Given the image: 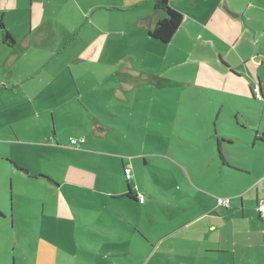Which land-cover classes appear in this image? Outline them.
I'll return each instance as SVG.
<instances>
[{"label": "rangeland", "instance_id": "obj_1", "mask_svg": "<svg viewBox=\"0 0 264 264\" xmlns=\"http://www.w3.org/2000/svg\"><path fill=\"white\" fill-rule=\"evenodd\" d=\"M39 1L46 0H34V3ZM231 1L239 7L252 4V0ZM97 2L46 1L49 17L42 15V20L51 27L48 35L51 39L43 45L44 52L32 48L31 69H37L38 74L30 75L16 88L14 98L16 102L22 99L23 85L33 96L31 102H25L21 108L15 104L12 114L14 119L22 113L29 114L31 142L42 138L44 132L49 134L41 139L45 141L44 148L34 147V143L24 147H29L32 166L55 172L62 186L56 190L19 175L14 176L13 181L5 179L4 182L3 178L5 196L0 208L5 218L0 220V264H145L150 259L149 264H176L173 262L176 254L182 260L190 257L191 264H197L188 252L189 242L198 243L203 239L200 232L216 223L222 226V246L232 248L248 226L261 227V223L248 216L254 206L255 189L243 195L242 207L247 215L244 219L239 215L240 199L227 217L225 205L218 209L222 215L217 217L220 222L211 221L214 217L195 220L213 201L212 192L225 196L223 189L228 181L223 180L224 186H219L215 159V153L219 157L217 139L210 144L201 129L209 116L212 125L207 133H215L217 114H209L212 108L203 95L199 97L198 92L185 86L186 82H179L182 72L189 71L193 63L173 64L171 59H157L152 49L159 48L148 42V51L145 49L142 54L135 51L131 59V46L143 50L128 38L121 48L113 44V40L104 47V38L118 37L110 33L116 31L113 18L116 16L104 9L92 8ZM27 12L25 9L19 19L24 20ZM38 13L34 12L35 23ZM12 16L13 20L18 19L17 12ZM232 17L221 11L218 19L222 28L235 32L240 24ZM7 20L10 22L11 18ZM24 28L27 29L26 26L15 29L16 33L22 34ZM223 36L228 38L230 32ZM184 43L181 35L172 39L170 58L180 55ZM157 68L165 77L159 82L150 75L153 71L157 73ZM136 69L144 71L146 76L142 79L132 76L130 70ZM18 77L16 75L17 85L20 84ZM39 91L42 95L37 93ZM248 101L258 103L252 97ZM254 108L252 117L259 114V109ZM257 123L247 122L249 127H255L253 132L247 133L249 136L256 133ZM92 125H97L98 130ZM39 128L35 135L34 129ZM103 128L105 133H101ZM238 131L243 130L239 127L233 130V135L237 136ZM70 135L78 139L77 136L85 135L86 141L82 146H71ZM56 143L61 144V148L50 147ZM5 148L11 151V146ZM40 152L44 153L45 160L40 158ZM122 159L133 162L132 173L130 166H125L123 171ZM71 163L77 164L79 170L70 169ZM236 164L238 169L246 170L242 168L246 166L243 161L237 160ZM125 168H129L130 177H125ZM126 178H132L136 192L146 197L145 203L119 197L112 205L111 197L122 195L120 183H127ZM186 180H191L192 196L200 202L194 208L186 205L187 200L182 205L176 204L184 201ZM10 187L11 196L6 193ZM64 196L70 197L72 204L66 201V205ZM218 198L216 195L214 201L219 202ZM59 200L69 208L66 216L59 213ZM136 226L150 244L133 233ZM184 226L186 231L159 243L161 238ZM260 230L264 232L263 228ZM119 231H127L130 236L125 237ZM153 245H159L158 251L151 254L149 249ZM124 248L131 251L127 254L113 252ZM206 250L212 249L208 246L197 251V260L200 255L202 258L213 256ZM208 262L215 264V261Z\"/></svg>", "mask_w": 264, "mask_h": 264}, {"label": "crops", "instance_id": "obj_2", "mask_svg": "<svg viewBox=\"0 0 264 264\" xmlns=\"http://www.w3.org/2000/svg\"><path fill=\"white\" fill-rule=\"evenodd\" d=\"M46 1H39L38 4H35L34 0H0V206L3 205L5 196L3 178L4 182L5 179L6 181L9 179L13 181L14 176L19 175L26 179L43 182L56 190H59L62 186L55 172L37 170L32 166L28 158L29 147L28 149L24 147L25 145L31 146L30 144L34 143V147L44 148L45 141L41 142V139L48 137L47 135L49 134L44 132L42 138H37L36 141L31 142L29 137L31 136L32 127H30L29 114L25 115L22 113L18 115V119H14L12 114L15 104H17L18 108H21V105H24L25 102L30 103V98L33 96L30 89L23 85L22 99L16 102L14 98L16 88H19L24 81L29 79L30 75L37 76L38 74L37 69H33V71L31 69L30 52L32 48L43 51V45L51 39L48 36L51 34V27L42 20V15L44 18L49 17L47 15L49 10L46 7ZM106 2L108 3L106 4ZM154 3V0H98L96 5L92 4V8H101L105 12H109L110 15L113 13L116 16H112L115 18L114 23L116 26L114 28L116 31L110 33L116 34L118 36L117 39L108 37L105 40L104 38L102 43L106 47L114 41L113 44L118 45L119 48L127 43V38L128 41L132 40L136 45L138 43L143 51L129 43L133 45L129 49L132 55L131 59H133L135 51L139 54L146 52L145 49L148 51V46L146 45V42H148L159 48L152 49L155 52L153 55L156 54L157 59L161 58L162 61L171 59L173 64L193 63L189 66V71L182 72L181 81L179 82H186L185 86L190 87L194 92H198L199 97L203 95L212 108L209 114L213 115L215 112L217 114L216 131L212 134L213 139L212 135L207 133V130L212 125L209 116L206 117V121L201 128L206 135L207 142L211 144L212 140L222 136L221 138L224 139L219 145L217 144L218 149L221 151H233L235 154L228 155L223 153L222 155L225 159V162H223L215 153L219 168L216 173V178L220 182L219 186H224L222 185L223 180L228 181L227 186L223 189L225 196H222L217 191L212 192L213 201L209 205H204L203 211L199 213L195 220L214 217L211 218V221H221V219H217V217H222L218 209L225 206L220 205L218 201H214L216 195L219 198H227L230 201V207H225L226 217L231 214L240 199L241 205H239V208L241 211L239 215L241 218L247 217L245 211H243L242 198L246 192H251L255 189L254 206L250 208L248 216L252 220H256L255 222L261 223V227L251 224L247 230H243L242 238L236 240L232 248L222 246V230L220 229L222 226H219L218 223L211 224L208 229L200 232L203 237L202 240L198 243L189 242L188 252L191 260H194L197 264H207L208 260L215 261V264H264V232L260 230V228L264 229V212L260 213L257 210L258 202L264 199V101L256 98L257 104L248 101L253 96L252 90L256 84L260 85L264 95V0L257 2L252 0L251 5L247 3L241 7L231 0H170L169 3L172 8L183 15V23L173 38L181 35L185 40L183 47L180 49V55L173 58H170V42L172 40L164 44L149 35V32L157 26L158 22L166 17L164 11L155 8ZM25 9L28 12L24 20L19 19L25 13ZM221 11L227 12L229 16L232 15L233 20L239 22V28H236L235 32H232L230 28H222L218 19ZM15 12L18 13L16 21L12 18ZM34 12H40L37 14V23L34 22ZM9 17L11 18L10 22L7 20ZM22 26H26L27 29H22V34L16 33L15 29H20ZM77 27L78 25L75 24L74 29ZM229 32L230 36H227L228 38L223 36L224 33L227 35ZM116 45L115 48L117 47ZM232 54H235V56ZM125 59H128V57ZM158 70L159 68H157V73L152 70L153 72L150 74L152 79L154 81L157 80V82L165 78ZM130 74L141 79L146 76L145 72L139 69L130 70ZM3 75L4 78H2ZM16 75H19L17 80L20 84L18 85L15 84ZM49 83L52 85V79ZM37 93L42 95V91ZM250 106L259 109L258 116L252 117L255 108L253 107L251 111L249 109ZM248 121L249 123L258 121L256 133H252V136L247 133L253 132L255 127H249ZM91 127L95 131L98 130L97 125H92ZM239 127L243 131H238L237 136H241L244 139L246 142L245 146L240 145L236 136L233 135V130ZM34 130L36 135L40 128ZM43 130L45 131V128ZM101 131V133H105L106 129L103 128ZM54 135L58 139V135L55 132ZM77 137L79 139L84 138V141L76 144L82 146L81 143L86 141L85 135ZM71 138L76 137L70 135L69 144L76 146L71 144ZM6 146H11L10 152L6 150ZM20 146H22V149ZM50 147L58 149L61 148V144L56 143ZM211 147L210 150L212 151ZM40 158L45 160L44 153L40 152ZM237 160L244 162L246 166H242V168L246 170L235 167ZM121 162L123 171L125 166H130L131 173L133 172V162H125L124 159ZM227 165L238 170L229 169ZM78 167L74 163L70 165V169L77 171L79 170ZM41 174L49 175L53 178V181L40 177L39 175ZM81 183L89 185L84 182ZM190 183L191 180H186V188H184L182 195L184 201H177L176 204L182 205L187 200L186 205L194 208L200 202L192 196ZM120 186L121 188L123 187V190H121L122 195L111 197L110 202L113 206V202L119 197H124L133 203L146 202V197L142 193L136 192L132 178L127 183H120ZM128 192H132V194L129 195ZM6 193L11 196V187ZM139 195L144 197L143 202L139 200ZM11 201L12 198H10L9 207L11 206ZM63 201L72 204L73 200L64 196ZM58 204L59 213L62 216H66L69 213L68 206L65 208L61 200H59ZM123 211L125 212L126 209H123ZM3 214L4 211L0 208V220L5 218ZM186 230L187 227L185 226L179 230L177 229L169 236L161 238L159 243L163 244L168 238L171 239ZM119 233L125 237L130 236L127 231H119ZM133 233H137L144 243H151L137 226L133 229ZM215 241H217V244H215ZM158 246L155 247L153 245L149 249L151 254L158 251ZM208 246L212 250H206V253L213 256L202 258L200 255L197 260V251L206 249ZM130 251L131 249L124 248L122 250L116 249L113 252L127 254ZM187 260H182L177 254L173 258V262L176 264H191L190 257ZM150 261L151 259L145 264H149ZM117 263L120 264V262Z\"/></svg>", "mask_w": 264, "mask_h": 264}, {"label": "trees", "instance_id": "obj_3", "mask_svg": "<svg viewBox=\"0 0 264 264\" xmlns=\"http://www.w3.org/2000/svg\"><path fill=\"white\" fill-rule=\"evenodd\" d=\"M169 1L170 0H154L155 8L158 10L164 11V13L166 14V17L163 18L162 20H160L158 22L157 26L149 32V35L151 37H153L154 39H156V40H158L164 44H167L172 40L174 34L176 33L178 28L183 23V15L180 12H178L177 10H175L174 8H172ZM2 26H3V23H2ZM253 97L256 98L254 95H253ZM262 101H264V98ZM221 137L216 138L218 145L224 139ZM218 150H219L220 160L225 162L224 156L221 154L220 149H218ZM227 167L229 169L238 170V169L232 168L228 165H227ZM39 176L44 177V178H48V180L53 181V178H51L49 175L41 174ZM131 194H132V192L129 193V195H131Z\"/></svg>", "mask_w": 264, "mask_h": 264}, {"label": "built area", "instance_id": "obj_4", "mask_svg": "<svg viewBox=\"0 0 264 264\" xmlns=\"http://www.w3.org/2000/svg\"><path fill=\"white\" fill-rule=\"evenodd\" d=\"M252 91H253V94L256 97V99L263 100L264 96H263V93H262V90H261V87H260L259 84H256ZM81 141H84V138H80V139L71 138V144L72 145H76V144H78ZM125 172H126V176L127 177L131 176L129 168H125ZM140 201L141 202L144 201V197L143 196H140ZM219 203L222 204V205H225L226 207L230 206V201L227 198H220L219 199ZM258 210L261 211V212H264V199L260 200L259 205H258Z\"/></svg>", "mask_w": 264, "mask_h": 264}, {"label": "water", "instance_id": "obj_5", "mask_svg": "<svg viewBox=\"0 0 264 264\" xmlns=\"http://www.w3.org/2000/svg\"><path fill=\"white\" fill-rule=\"evenodd\" d=\"M253 95H254V94H253ZM252 100H255V98H254L253 96H252ZM249 109L252 111V110H253V107L250 106ZM236 139L238 140L239 143H246V142L244 141V139H243L241 136H236ZM220 152H221V154H223V153L226 154V153H227L228 155H229V154L235 155L233 151L230 152V151H227V150H226V151H221V150H220Z\"/></svg>", "mask_w": 264, "mask_h": 264}]
</instances>
